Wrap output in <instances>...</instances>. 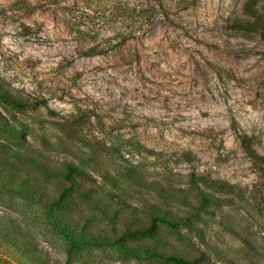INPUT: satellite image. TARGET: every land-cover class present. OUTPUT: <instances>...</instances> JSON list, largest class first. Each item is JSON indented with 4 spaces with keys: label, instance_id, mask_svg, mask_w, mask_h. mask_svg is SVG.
<instances>
[{
    "label": "rangeland",
    "instance_id": "374dc122",
    "mask_svg": "<svg viewBox=\"0 0 264 264\" xmlns=\"http://www.w3.org/2000/svg\"><path fill=\"white\" fill-rule=\"evenodd\" d=\"M247 1L134 0L167 20L83 57L117 41L114 0H0V81L28 103L0 101L13 166L0 172V264H264L260 170L239 142L264 155V34L239 32ZM115 199L145 211H111ZM154 212L176 225L124 237ZM72 216L119 246L75 241Z\"/></svg>",
    "mask_w": 264,
    "mask_h": 264
},
{
    "label": "trees",
    "instance_id": "16d2710c",
    "mask_svg": "<svg viewBox=\"0 0 264 264\" xmlns=\"http://www.w3.org/2000/svg\"><path fill=\"white\" fill-rule=\"evenodd\" d=\"M157 6V7H156ZM152 5L145 4V6H136L134 0H114V6L112 7V18L114 17L116 21H113L112 30V39L117 40L115 43L109 42L105 44H90L86 47L81 48L80 54L83 57H91V56H98V55H105L108 52L115 50L121 46H123L127 41L136 39L140 33L146 31L147 29H151L157 23H163L167 20V14L164 12V9L161 5ZM244 17L240 19V29L239 32H261L264 34V0H248L243 8ZM77 28V27H76ZM78 29V28H77ZM0 101L15 109H23L25 106L28 105L27 101H24L21 98H16L10 94L7 90L4 89L2 85V81H0ZM85 117H78L74 120V124H82L83 122H88V118ZM239 142L242 151L244 152L245 156L255 165L259 167L260 173V185L261 190L264 191V155H259L256 150L254 149L250 138L246 135L239 136ZM68 173H77L78 170L72 164L65 163L63 165ZM1 169L6 171H13V166L11 163L3 160L0 158V172ZM70 181V180H69ZM4 189H7L9 185H1ZM70 191L73 189L71 185H68ZM65 189V187H64ZM68 189L64 191L70 192ZM63 191H61L60 196L57 200H61L64 196ZM113 205L116 209H111L114 212L119 210L124 212L128 210L130 214L133 216H138L139 214H143L145 209L137 210L136 208H127V205L120 200H113ZM93 210L98 212H104L105 208L100 203L96 201V199H90L88 202ZM150 208V207H149ZM147 211V209H146ZM108 217L110 221L113 214L105 215ZM69 217L65 223L61 224L64 228H70L72 231L75 230V241L85 242V240L89 237L95 245L99 244L100 241L110 242V246H119L121 242L120 238L115 237L114 235L108 236L107 233H97V234H90L86 230L81 233L78 230V225L73 221V218ZM149 225L145 227L135 226L131 229L128 233L124 234L126 238H134V237H152L156 229L158 228V224H168L170 226H175L173 219L171 218L170 213H151L149 216ZM72 234V233H69ZM69 238V237H68ZM73 240L70 236V241ZM102 246V245H101ZM131 253V251H130ZM160 258L163 259L165 262H170L173 264H198V260H185L179 257L170 255V256H161Z\"/></svg>",
    "mask_w": 264,
    "mask_h": 264
}]
</instances>
